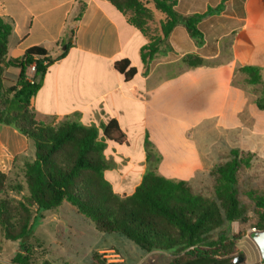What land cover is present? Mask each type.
<instances>
[{
  "label": "crops",
  "instance_id": "obj_1",
  "mask_svg": "<svg viewBox=\"0 0 264 264\" xmlns=\"http://www.w3.org/2000/svg\"><path fill=\"white\" fill-rule=\"evenodd\" d=\"M175 1V10L182 16L204 13L222 2ZM80 7L82 15L74 21ZM0 19L11 29L6 61L21 58L36 46L50 55L65 51V56L49 66L41 78L26 71L30 82H40L31 99L37 122L55 125L71 120L98 128L114 119L126 144L128 137L137 134L142 135L143 144L148 138L161 157L157 172L166 179L192 182L203 170V158L192 135L195 129L213 123L228 132L236 128L245 108L260 111L252 107L251 92L246 94L232 85V79L236 68L253 66L261 70L264 81V0H224L220 13L199 23L204 39L199 48L189 36L190 40L186 39L185 28L176 25L168 36L166 50L149 63L146 75L139 51L147 39L107 0H0ZM213 25L215 29L225 25L228 30L216 39V43L221 39L222 45L209 49L205 44L209 32L203 27L212 29ZM69 30L73 32L71 37ZM188 54L200 57L205 65L184 69L177 75L160 74ZM120 59H127L136 68V75L128 82L114 69V62ZM29 142L15 128L0 124V173L10 178L21 171L32 155ZM105 143L106 160L119 157L121 163L130 162L129 156L118 151L122 145L110 149L112 143ZM143 154L137 164L142 166V174L134 189L149 168L145 151ZM106 180L120 196L134 191L117 192Z\"/></svg>",
  "mask_w": 264,
  "mask_h": 264
},
{
  "label": "trees",
  "instance_id": "obj_2",
  "mask_svg": "<svg viewBox=\"0 0 264 264\" xmlns=\"http://www.w3.org/2000/svg\"><path fill=\"white\" fill-rule=\"evenodd\" d=\"M125 14L127 22L138 30L147 42L139 51L147 74L149 63L167 48V39L176 25L181 24L197 46L204 44L199 23L207 16L220 13L224 0L201 14L182 16L175 10V0H107ZM80 7L74 21L82 15ZM154 11L161 15L159 32L151 34L148 23ZM10 26L0 19V124L18 130L33 142L34 159L26 162L22 175L27 197L17 204V211L9 200L0 198V226L7 241H23L31 233V207L52 210L68 203L91 221L95 230L103 234H117L146 253L160 251L172 257L169 264H231L237 252L239 237L229 236L225 226L245 222L246 208L238 197L237 173L242 166L249 167L251 154L242 155L232 149L228 159L212 169L213 197L195 195L190 182L166 179L157 172L160 155L147 137L144 151L149 168L139 185L127 196L116 194L105 179L106 164L103 151L106 141L114 145L126 144V137L116 120L100 127H86L71 120L55 125L37 122L31 108V99L40 82L29 81L26 71L34 66V78H41L47 68L65 56V51L52 55L42 47L27 49L21 58L6 61ZM67 34L71 37L73 32ZM66 49L68 45H65ZM204 60L188 54L173 67L181 73L187 68L202 67ZM125 82L136 75V68L127 59L113 64ZM14 75L15 82L6 85L4 75ZM245 75L244 86H259L261 70L253 66L235 69ZM264 97V96H262ZM256 107L264 110V98ZM101 135V136H100ZM100 138V139H99ZM0 173V194L8 183H15ZM256 212V231L264 230V192H248ZM13 208V211H11ZM261 263H264L262 261ZM11 264H29L28 258L17 253Z\"/></svg>",
  "mask_w": 264,
  "mask_h": 264
},
{
  "label": "rangeland",
  "instance_id": "obj_3",
  "mask_svg": "<svg viewBox=\"0 0 264 264\" xmlns=\"http://www.w3.org/2000/svg\"><path fill=\"white\" fill-rule=\"evenodd\" d=\"M161 18V15L154 11L153 19L148 23L151 34L159 32ZM203 28L209 32L206 36L208 43L205 42L209 49L222 45L223 41L220 39L216 43V39L227 32L225 25H218L216 29L214 25L212 29L206 26ZM184 35L189 41L190 38L186 32ZM190 41L199 48L195 40ZM176 72L178 68L171 65L162 69L160 74L166 76L174 75ZM244 76L236 74L237 84ZM4 78L8 86L15 82L14 75L9 72L4 75ZM240 86L246 94L251 92V104L253 109L257 110L256 101L264 96V81L255 88L244 86L243 81ZM237 119L236 128L228 132L215 128L213 123H204L192 132L202 155L204 168L190 182V189L195 195L212 198L214 184L212 169L224 163L232 149L238 150L242 155L251 154L249 167L242 166L237 173L238 197L246 208L245 222H233L225 226V229L229 236L239 237L236 240L237 252L231 256L232 258L242 255L245 258L244 264H264L261 263L258 249L251 238L252 229L256 230V212L253 202L247 196L248 192L258 194L264 192V110L254 112L245 108L243 114ZM29 143V154L32 155L26 159L28 162L32 160L34 154L33 142ZM110 147V149L117 148L114 144H110ZM118 149L123 156L131 158L130 162L121 163L119 157L107 160L104 157L105 178L112 182L117 192L128 193L134 190L142 174V166L137 165L143 160L144 155L142 135L128 137L127 144L119 146ZM9 177V179L15 177L16 184L7 182L8 185L0 194V198L9 200L10 205L15 208L14 211L11 208V211L15 212L18 202L25 201L27 189L18 171L16 175ZM30 210L33 217L31 233L25 240L16 242L5 240L0 226V264H11V260L17 253L26 256L29 264H169L172 259L171 255L165 252L146 253L121 235L97 232L90 220L66 202L52 210L40 211L35 206ZM105 249L106 252H100Z\"/></svg>",
  "mask_w": 264,
  "mask_h": 264
},
{
  "label": "water",
  "instance_id": "obj_4",
  "mask_svg": "<svg viewBox=\"0 0 264 264\" xmlns=\"http://www.w3.org/2000/svg\"><path fill=\"white\" fill-rule=\"evenodd\" d=\"M252 241L256 245L261 262L264 261V230L253 232L251 234ZM245 258L242 255L235 257L232 261V264H244Z\"/></svg>",
  "mask_w": 264,
  "mask_h": 264
},
{
  "label": "built area",
  "instance_id": "obj_5",
  "mask_svg": "<svg viewBox=\"0 0 264 264\" xmlns=\"http://www.w3.org/2000/svg\"><path fill=\"white\" fill-rule=\"evenodd\" d=\"M28 70H29V73L30 74H34V66H31L30 68H28ZM253 232H257L254 228L252 229V233Z\"/></svg>",
  "mask_w": 264,
  "mask_h": 264
}]
</instances>
